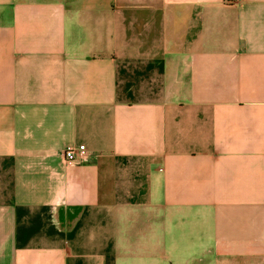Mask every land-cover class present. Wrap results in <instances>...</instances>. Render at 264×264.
Listing matches in <instances>:
<instances>
[{
	"label": "crops",
	"instance_id": "1",
	"mask_svg": "<svg viewBox=\"0 0 264 264\" xmlns=\"http://www.w3.org/2000/svg\"><path fill=\"white\" fill-rule=\"evenodd\" d=\"M0 264H264V0H0Z\"/></svg>",
	"mask_w": 264,
	"mask_h": 264
},
{
	"label": "built area",
	"instance_id": "2",
	"mask_svg": "<svg viewBox=\"0 0 264 264\" xmlns=\"http://www.w3.org/2000/svg\"><path fill=\"white\" fill-rule=\"evenodd\" d=\"M227 4H233L237 0H225ZM68 164H83L89 160V152L85 145L69 147L62 152Z\"/></svg>",
	"mask_w": 264,
	"mask_h": 264
}]
</instances>
